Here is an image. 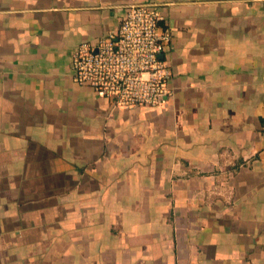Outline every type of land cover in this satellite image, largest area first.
<instances>
[{"label":"crops","instance_id":"0c3cea01","mask_svg":"<svg viewBox=\"0 0 264 264\" xmlns=\"http://www.w3.org/2000/svg\"><path fill=\"white\" fill-rule=\"evenodd\" d=\"M138 3L171 91L115 108L72 53ZM0 264H264V0H0Z\"/></svg>","mask_w":264,"mask_h":264},{"label":"built area","instance_id":"2783aa9c","mask_svg":"<svg viewBox=\"0 0 264 264\" xmlns=\"http://www.w3.org/2000/svg\"><path fill=\"white\" fill-rule=\"evenodd\" d=\"M156 3L127 5L118 27L72 53V79L113 107H158L170 94L171 69L163 54L172 42Z\"/></svg>","mask_w":264,"mask_h":264}]
</instances>
